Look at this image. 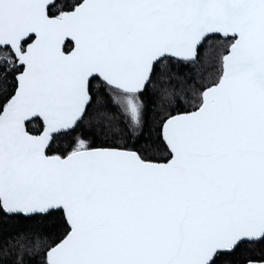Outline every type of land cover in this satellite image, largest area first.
<instances>
[{"label": "snow or ice", "instance_id": "6c2138e0", "mask_svg": "<svg viewBox=\"0 0 264 264\" xmlns=\"http://www.w3.org/2000/svg\"><path fill=\"white\" fill-rule=\"evenodd\" d=\"M0 264H264V0H0Z\"/></svg>", "mask_w": 264, "mask_h": 264}]
</instances>
